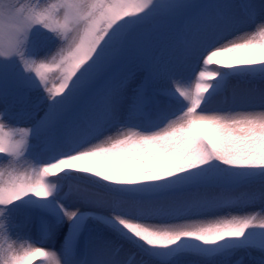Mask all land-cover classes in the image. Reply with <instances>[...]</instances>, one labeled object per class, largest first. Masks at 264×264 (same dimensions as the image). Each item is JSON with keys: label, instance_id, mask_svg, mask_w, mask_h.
Wrapping results in <instances>:
<instances>
[{"label": "snow or ice", "instance_id": "6c2138e0", "mask_svg": "<svg viewBox=\"0 0 264 264\" xmlns=\"http://www.w3.org/2000/svg\"><path fill=\"white\" fill-rule=\"evenodd\" d=\"M232 81L264 85V0H0V264H264Z\"/></svg>", "mask_w": 264, "mask_h": 264}, {"label": "rangeland", "instance_id": "374dc122", "mask_svg": "<svg viewBox=\"0 0 264 264\" xmlns=\"http://www.w3.org/2000/svg\"><path fill=\"white\" fill-rule=\"evenodd\" d=\"M209 67H210V68H216V67H219V66H218V65H211V66H209ZM221 70H223V69H221ZM193 84H194V80H193ZM237 84H238L237 81H232V82H231V85H230L229 91H228V93H227V95H228L229 97H231V87H232V86H237ZM238 87H239V88H247V87H256V88H260V87H264V85H262V84H260V83H258V82H257V83H254V84H251V85H249V84H244V83H239V84H238ZM72 174H73V175H88V174H80V173H75V172H73ZM53 179H54V178H53ZM76 184H77V182H75V181H66L65 184H64V190L67 191L69 185L75 187ZM259 211H260V209H259V206L257 205V206H255V208H254L250 213H245V214H253V215H255V214H257ZM261 218H264V217H259V216H258V219H261ZM45 246H46V247H50V245H47V244H46ZM39 259H40V258H36V261L34 262V264H39Z\"/></svg>", "mask_w": 264, "mask_h": 264}]
</instances>
